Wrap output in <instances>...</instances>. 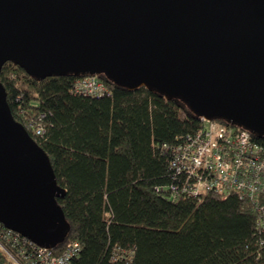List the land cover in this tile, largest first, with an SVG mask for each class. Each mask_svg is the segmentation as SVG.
Here are the masks:
<instances>
[{
	"label": "water",
	"instance_id": "1",
	"mask_svg": "<svg viewBox=\"0 0 264 264\" xmlns=\"http://www.w3.org/2000/svg\"><path fill=\"white\" fill-rule=\"evenodd\" d=\"M9 61L40 81L106 74L264 138V0H0V74ZM66 194L0 78V222L56 248Z\"/></svg>",
	"mask_w": 264,
	"mask_h": 264
},
{
	"label": "trees",
	"instance_id": "2",
	"mask_svg": "<svg viewBox=\"0 0 264 264\" xmlns=\"http://www.w3.org/2000/svg\"><path fill=\"white\" fill-rule=\"evenodd\" d=\"M99 76L109 91L88 96L74 90L73 74L40 81L13 61L0 74L14 117L67 189L58 201L70 230L57 249L79 241L74 264H264V199L173 198L182 178L174 148L202 119L181 98Z\"/></svg>",
	"mask_w": 264,
	"mask_h": 264
},
{
	"label": "built area",
	"instance_id": "3",
	"mask_svg": "<svg viewBox=\"0 0 264 264\" xmlns=\"http://www.w3.org/2000/svg\"><path fill=\"white\" fill-rule=\"evenodd\" d=\"M74 90L88 96L109 91L99 75L79 77ZM203 128L174 148L172 167L182 177L171 187L173 198L215 191L238 193L258 206L264 199V143L245 127L202 119ZM43 134V127L36 128ZM82 249L69 241L60 250L38 245L0 222V264H74Z\"/></svg>",
	"mask_w": 264,
	"mask_h": 264
}]
</instances>
